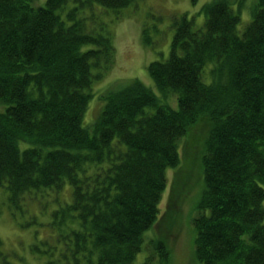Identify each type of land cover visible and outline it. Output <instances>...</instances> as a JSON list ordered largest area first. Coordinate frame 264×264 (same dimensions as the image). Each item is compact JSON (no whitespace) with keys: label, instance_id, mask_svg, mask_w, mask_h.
<instances>
[{"label":"trees","instance_id":"trees-1","mask_svg":"<svg viewBox=\"0 0 264 264\" xmlns=\"http://www.w3.org/2000/svg\"><path fill=\"white\" fill-rule=\"evenodd\" d=\"M33 1L0 0V186L17 209L32 189L71 185L55 198L48 264H136L151 226L145 263L168 264L195 184L184 138L203 184L190 209L196 257L264 264V0L242 32L230 0L204 3L201 26L175 14L168 58L147 66L162 97L134 77L102 91L88 126L93 83L115 60L104 10L119 17L136 0ZM0 264H18L1 239Z\"/></svg>","mask_w":264,"mask_h":264},{"label":"rangeland","instance_id":"rangeland-1","mask_svg":"<svg viewBox=\"0 0 264 264\" xmlns=\"http://www.w3.org/2000/svg\"><path fill=\"white\" fill-rule=\"evenodd\" d=\"M210 0H136L120 9V16L116 17L114 9L105 11V19L109 23L115 44V60L110 70L100 80L94 81L88 109L85 114V125H92L93 120L104 105L100 98L102 91L123 86L134 77L141 78L160 97L162 94L150 76L147 66L151 60L166 59L169 56L170 44L174 34L173 16L187 12L194 17L197 26H201L204 15L199 13L202 5ZM235 10L241 11V22L238 26L242 32L244 26L251 20L253 8L258 0H230ZM45 0H35L33 4H44ZM73 5L69 0L65 10ZM98 7H101L100 5ZM64 14L65 11H62ZM151 39H144L143 30ZM177 94H169L167 101L177 106ZM163 100V99H162ZM164 101V100H163ZM184 138L182 141L183 155L190 153L192 177L194 181L192 193L188 197L182 212L183 229L172 243V254L168 264H201L195 255V229L191 222L190 211L194 199L198 198L202 189V177L199 174V163L192 151V144ZM194 152V153H192ZM169 181L173 169H168ZM201 178V181H200ZM169 184L163 193L160 207L165 210ZM72 194L71 185L66 182L60 191L54 187L32 189L26 194L21 207L11 206L7 187L0 186V239L4 251L10 259L18 264H48L51 252L58 250L60 242L57 239L56 228L52 224V210L58 206L56 195L61 200H68ZM161 212V211H160ZM156 226H151L144 233V245L136 256V264H146L147 248L154 237ZM46 249V250H45ZM57 256V255H55ZM150 264H158L156 261Z\"/></svg>","mask_w":264,"mask_h":264}]
</instances>
